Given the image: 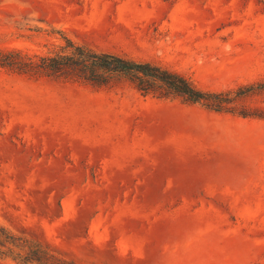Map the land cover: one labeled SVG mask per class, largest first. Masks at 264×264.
<instances>
[{
    "label": "rangeland",
    "instance_id": "1",
    "mask_svg": "<svg viewBox=\"0 0 264 264\" xmlns=\"http://www.w3.org/2000/svg\"><path fill=\"white\" fill-rule=\"evenodd\" d=\"M62 35L208 92L264 83V0H0V48ZM0 226L83 264H264V119L0 69Z\"/></svg>",
    "mask_w": 264,
    "mask_h": 264
},
{
    "label": "trees",
    "instance_id": "2",
    "mask_svg": "<svg viewBox=\"0 0 264 264\" xmlns=\"http://www.w3.org/2000/svg\"><path fill=\"white\" fill-rule=\"evenodd\" d=\"M46 54L0 48V69L29 79H54L111 89L130 83L143 97L180 100L220 114L264 119V109L247 101L264 93V83L225 92L200 89L190 78L159 65L98 52L62 35ZM0 261L14 264H83L62 258L47 246L0 226Z\"/></svg>",
    "mask_w": 264,
    "mask_h": 264
}]
</instances>
